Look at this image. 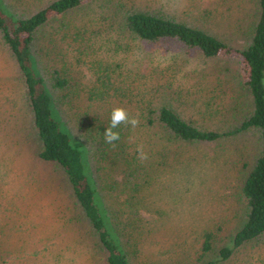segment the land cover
<instances>
[{
    "label": "trees",
    "instance_id": "1",
    "mask_svg": "<svg viewBox=\"0 0 264 264\" xmlns=\"http://www.w3.org/2000/svg\"><path fill=\"white\" fill-rule=\"evenodd\" d=\"M230 20L232 40L218 30ZM223 52L241 55L247 81ZM0 63L6 102L22 104L0 134L60 177L55 264H234L264 247V0H0ZM116 107L140 123L114 129L113 147ZM239 138L253 148L232 162L231 223L201 230L182 262L146 253L153 180L227 157Z\"/></svg>",
    "mask_w": 264,
    "mask_h": 264
},
{
    "label": "rangeland",
    "instance_id": "2",
    "mask_svg": "<svg viewBox=\"0 0 264 264\" xmlns=\"http://www.w3.org/2000/svg\"><path fill=\"white\" fill-rule=\"evenodd\" d=\"M218 27L220 36L232 40V36L238 35L232 20L221 22ZM222 57L233 62V68L239 73V83L248 80V67L241 55L223 52ZM10 80L1 65L0 124L8 119L7 111L12 110L16 125L22 104L6 102L9 96L15 99ZM20 138V134L12 130L0 134V256L11 255L5 258L7 264H55L56 248L50 240L58 231L56 211L61 204L55 205L53 197L54 191L61 189L60 177L47 166L35 162L32 151ZM239 139L227 157L209 161L202 158L174 171V175L153 180L154 186L146 192V207L158 217L151 226L154 234L142 240L148 245L146 253L180 256L182 262L184 253H190L195 246L201 230L212 229L217 222L231 223L237 210L232 203L234 198L227 191L236 187H229L233 180L230 175L234 173L231 172L232 162L237 155L248 154L253 148L252 140ZM241 219L239 217L238 222ZM224 238L230 240L229 234L225 233ZM233 263L264 264V247L245 249Z\"/></svg>",
    "mask_w": 264,
    "mask_h": 264
},
{
    "label": "clouds",
    "instance_id": "3",
    "mask_svg": "<svg viewBox=\"0 0 264 264\" xmlns=\"http://www.w3.org/2000/svg\"><path fill=\"white\" fill-rule=\"evenodd\" d=\"M139 123L140 121L138 117H130L126 109L122 107L113 108L110 114V124L103 134L106 143L112 145L113 147L115 146L114 142L120 139V134L119 132L114 131V129L119 128L121 124H124L125 126L131 125V127L135 129L139 126ZM136 151L138 153V158L141 161L148 159V156L145 153L142 145H139Z\"/></svg>",
    "mask_w": 264,
    "mask_h": 264
}]
</instances>
